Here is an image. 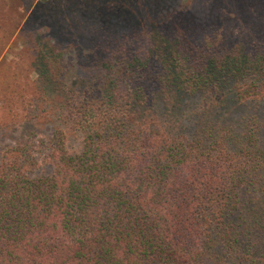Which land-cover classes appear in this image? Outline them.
<instances>
[{
	"label": "trees",
	"instance_id": "16d2710c",
	"mask_svg": "<svg viewBox=\"0 0 264 264\" xmlns=\"http://www.w3.org/2000/svg\"><path fill=\"white\" fill-rule=\"evenodd\" d=\"M32 14L0 60V264H264V0Z\"/></svg>",
	"mask_w": 264,
	"mask_h": 264
},
{
	"label": "rangeland",
	"instance_id": "374dc122",
	"mask_svg": "<svg viewBox=\"0 0 264 264\" xmlns=\"http://www.w3.org/2000/svg\"><path fill=\"white\" fill-rule=\"evenodd\" d=\"M36 1L38 0H6V10L9 15L8 17L1 15L2 22L0 24V31L2 32L1 27H5L4 25L14 27V31L12 34L7 35V39L0 37V60L17 59V56L20 54L19 49L23 44L19 32L24 28L36 29L37 24L32 19L33 8ZM237 16L240 18L239 15ZM42 37L43 36H41V40Z\"/></svg>",
	"mask_w": 264,
	"mask_h": 264
}]
</instances>
